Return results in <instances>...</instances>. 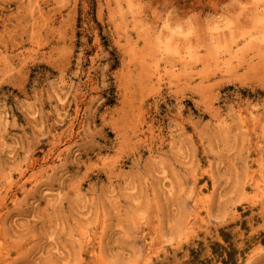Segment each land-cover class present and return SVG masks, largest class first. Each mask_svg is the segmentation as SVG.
<instances>
[{
	"label": "clouds",
	"instance_id": "9594fccd",
	"mask_svg": "<svg viewBox=\"0 0 264 264\" xmlns=\"http://www.w3.org/2000/svg\"><path fill=\"white\" fill-rule=\"evenodd\" d=\"M0 264H264V0H0Z\"/></svg>",
	"mask_w": 264,
	"mask_h": 264
}]
</instances>
